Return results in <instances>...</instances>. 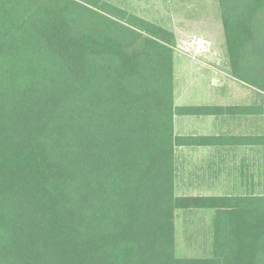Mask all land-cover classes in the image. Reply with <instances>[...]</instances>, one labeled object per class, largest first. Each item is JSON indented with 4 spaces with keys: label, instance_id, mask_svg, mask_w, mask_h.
Instances as JSON below:
<instances>
[{
    "label": "trees",
    "instance_id": "16d2710c",
    "mask_svg": "<svg viewBox=\"0 0 264 264\" xmlns=\"http://www.w3.org/2000/svg\"><path fill=\"white\" fill-rule=\"evenodd\" d=\"M244 106L175 104L173 31L110 0H0V264H264V194L179 195L177 114L257 115L264 0H218ZM213 212L176 254V211Z\"/></svg>",
    "mask_w": 264,
    "mask_h": 264
},
{
    "label": "rangeland",
    "instance_id": "374dc122",
    "mask_svg": "<svg viewBox=\"0 0 264 264\" xmlns=\"http://www.w3.org/2000/svg\"><path fill=\"white\" fill-rule=\"evenodd\" d=\"M171 31L177 38L175 46V88L191 95L204 94L219 100L217 103L236 105L250 103L256 96L253 88L231 74L223 21L218 0H110ZM236 131L259 129L261 120L232 119ZM182 167L197 169L189 151L179 152ZM256 181L247 180L238 172L234 160L225 166V173L209 174L200 180L197 174L180 178L179 195L204 194H264V155L261 164L254 166ZM181 168V167H180ZM194 175V174H193ZM192 176L193 181L189 179ZM186 177V176H185ZM249 177V176H248ZM199 178V179H197ZM185 179V178H184ZM213 212L209 209L176 211V254L181 258L209 257L212 254Z\"/></svg>",
    "mask_w": 264,
    "mask_h": 264
},
{
    "label": "crops",
    "instance_id": "0c3cea01",
    "mask_svg": "<svg viewBox=\"0 0 264 264\" xmlns=\"http://www.w3.org/2000/svg\"><path fill=\"white\" fill-rule=\"evenodd\" d=\"M204 94L191 95L186 92L185 89L175 88V104L177 107L183 106H244L251 104L255 99L246 104L236 105H225V103H217L219 100ZM232 119L241 118L244 120H256L260 119V127L256 129H247V131L239 132L231 127ZM175 133L180 136H216L217 140H212L207 143H196L191 145H180L176 148V180L180 178L182 181H187V176L195 174L201 178L209 174L225 173V166L229 165L234 160L238 162V172L246 176V179L256 181V172H253L255 168H252V163L249 161L253 160L254 166L259 162L261 164L264 155V144L257 143L256 141H235L231 139V136H247L261 134L263 130V119L257 115H229L224 114H177L174 120ZM189 151L191 157L196 161L198 167L194 170H187L181 166L179 160V152ZM181 167V168H180ZM194 174V175H193ZM186 176V177H185ZM192 176L189 177L193 181ZM249 176V177H248ZM185 178V179H184ZM199 179V178H197ZM177 185V183H176ZM228 194H204V195H231ZM243 194H254L262 195V193H243ZM185 195V194H183Z\"/></svg>",
    "mask_w": 264,
    "mask_h": 264
}]
</instances>
